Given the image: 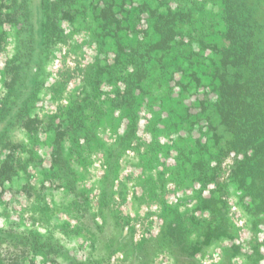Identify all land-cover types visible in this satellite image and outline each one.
<instances>
[{"label": "rangeland", "instance_id": "obj_1", "mask_svg": "<svg viewBox=\"0 0 264 264\" xmlns=\"http://www.w3.org/2000/svg\"><path fill=\"white\" fill-rule=\"evenodd\" d=\"M26 1L29 19L22 25L24 30L32 28L28 34L32 45L27 41L23 47L30 44L33 53L24 60L29 66L38 64L39 82L32 117L29 110L23 114L28 115L29 127L22 130L14 124L25 97L2 118L12 125L9 130L0 129L1 149L10 150V160L17 164L10 172L11 184L4 187L5 182H0V189L10 190L0 193V264H264L260 194L249 198L227 181L233 236L218 240L205 252L182 257L172 244H164L162 234L171 210L192 209L187 204L192 190L169 181L153 186L158 173L165 172L167 177L168 172L143 160L136 150L121 154L114 171L105 166L107 149L126 129L124 108L115 95L124 88V44L134 45V32L143 24L145 44L162 42L163 47L154 53L156 61L149 65L151 74L144 80L147 92L135 109H142L136 140L141 152L152 136L162 144L196 147L191 145L195 140L206 144L203 134L212 144L226 148L236 124L222 115L228 106L218 104L225 88L219 89L215 70L231 49L224 22L233 16L230 5H243L259 25L264 24V0H107L124 13L123 46L114 57L108 56L115 50L113 41L99 37L98 24L80 19L77 25H64L66 41L45 49L40 59L36 54L44 36L35 8L40 0ZM11 7L16 2L0 0V100L5 93L1 70L5 58L13 55L12 38L18 43L19 35V29H9L3 18ZM43 15L47 17L46 12ZM240 73L250 76L247 66ZM71 105L78 108L73 113L86 116V125L93 121L102 146L93 144L96 149L87 155L88 165L77 169L76 194L87 199L90 211L85 218L68 219L60 212L69 207L72 196L64 198L62 190L53 192L50 184L58 180L47 178L54 173L49 169L55 150L52 127L69 120L64 111ZM186 105L193 113L184 114ZM196 118L200 122L191 125ZM167 125L177 134L168 135ZM167 164L173 166L172 161ZM232 166L233 157L226 156L221 181L228 178ZM7 200L11 203L6 206ZM156 236L157 242L153 241Z\"/></svg>", "mask_w": 264, "mask_h": 264}, {"label": "trees", "instance_id": "obj_2", "mask_svg": "<svg viewBox=\"0 0 264 264\" xmlns=\"http://www.w3.org/2000/svg\"><path fill=\"white\" fill-rule=\"evenodd\" d=\"M229 10L233 16L224 23L230 35L228 43L231 49L223 54L219 60L221 67L215 70L219 75V89L225 88L224 97L218 104L228 106L222 115H225L224 119L229 117L236 124L235 130H231V139L227 140L226 148L218 143L212 144L203 134L206 144H198V140H195V144L191 145L196 147L190 144L185 147H178L175 143L162 144L161 140L152 136L150 143L141 152L142 146L136 141L139 110L135 109L138 100L147 92L142 81L146 74H151L148 67L151 62L155 63L154 53L162 50V42L156 45L145 44V37L132 52L124 54V64L132 71L124 76L123 90L116 93L124 108L122 113L127 119V128L120 130L114 145L107 149L105 166L114 171L121 154L136 150L143 160L168 172L167 177L165 172L158 173L156 182H152L153 186L160 187L169 181L177 187L192 190L193 197L187 200V204H192V209H187L185 213L171 210L166 231L162 234L164 244H172L182 257L205 252L218 240L233 236L234 225L228 216L226 201L227 181L249 198L260 194L257 200L264 205V24L259 25L243 5H230ZM245 66L250 71L248 77L240 73ZM71 110H66L69 120L60 122L58 130H52L55 150L49 169L54 170V173L47 178L49 181L58 180L57 184H50L53 192L62 190L61 196L64 198L66 195L72 196L69 207L60 212L68 219L73 216L85 218L90 211L87 199L76 194L75 188L80 179L77 169L88 165L86 159L96 149H93V144L97 147L98 142L102 146L95 125H86V116L83 113L76 115ZM190 110L187 108L184 114H191ZM198 122L200 120L196 118L191 125L195 126ZM169 129L167 125L168 135L177 134V131ZM201 130L198 129V132ZM186 134L189 136L191 132L186 131ZM65 145L69 147L65 148ZM230 155L233 157V166L228 178L221 181L223 162ZM72 157L80 159V162L72 160L71 163ZM169 161L173 162L170 168L167 164ZM10 169V166L2 168L0 176L7 175ZM153 241L157 242L158 236ZM45 244L43 246L47 247ZM47 249L50 251L49 247Z\"/></svg>", "mask_w": 264, "mask_h": 264}, {"label": "flooded vegetation", "instance_id": "obj_3", "mask_svg": "<svg viewBox=\"0 0 264 264\" xmlns=\"http://www.w3.org/2000/svg\"><path fill=\"white\" fill-rule=\"evenodd\" d=\"M8 1H10L11 5H14V3L16 2V7H14V9L12 7L7 8L8 12L3 13V18H5L7 24L9 25V29H12L14 31L19 29V35L18 43L16 41V38H12V40L15 41L13 46V55L9 58H5L4 68L1 70L2 85L4 87L5 93L3 99L0 100V129H11L10 125L12 124H7L5 121L2 120V118L6 114L5 111L11 106H13L18 100L25 97V100L23 101V103H21V106L14 118V124H19L18 127L23 130L29 127L30 123L28 115L23 116V114L25 113V110H29V114L31 116L32 114L30 113V111H32L34 107V100L36 101L39 82L37 75L38 64L36 65L35 63L29 66L28 62L24 60L25 57L31 58L33 53V51L30 49V44H28L26 47H23V44L27 41H29L32 45V40L30 39L31 37H28L29 31H32V28L24 30L25 28H23L22 25V23L27 22L29 19V8L27 5V1ZM35 8L38 16L41 17L40 28L44 36V40L41 43L40 47L41 50L40 52H38V54H36V56H38V59L41 58L45 49L66 41L65 32L67 31L65 30L64 25H77V22L80 19L84 21L90 20L92 22L97 23V28L99 30V32L97 33L99 37L103 40L113 41L115 50L111 51L112 53L108 56L114 57L113 53H118L121 47L123 46V38L121 37V35L124 32V13L118 4H113V1L109 2L107 0H40L35 3ZM43 12H46L47 17H44ZM143 28H145L144 24L142 25V27L140 26V29H138V31H136L137 33L134 32L135 36L132 35L133 39H135V43L132 47H126L127 45L124 44V54L127 55L130 51L132 52L133 48L136 47L137 44L144 41L145 31ZM3 31L5 30L3 29ZM21 34L23 36H21ZM105 45L106 43L103 44V46ZM124 65L125 76L132 70L127 69L126 64ZM22 77L23 81H21ZM28 78L29 81H27ZM28 82H32L30 88H28L27 86ZM25 84L27 86V91L24 89ZM142 84L144 86V80L142 81ZM116 93L117 92H115V95ZM139 100H143V98H140ZM70 108L78 109L74 105H71L69 109ZM187 108H189V105L183 106V111H186ZM138 110V122H140L142 109ZM190 112L193 113L191 110ZM64 114H66V111H64ZM53 118L58 117L54 116ZM125 120L127 122L126 117ZM56 123L57 124L52 127V130H58V123L60 122ZM90 123L93 124V121ZM126 124L127 123H125L124 125L127 128ZM1 145L2 144L0 143V170L2 168H5L6 166L11 167L7 175L3 177L0 176V182H5L4 187H6L8 184H11L10 172L14 170L17 162L15 160H10V150H5L3 148L1 149ZM16 170L15 172H17ZM9 191L10 190L5 191V188L0 189V193L4 194H7ZM9 202L11 203V200H7L6 206L9 204Z\"/></svg>", "mask_w": 264, "mask_h": 264}]
</instances>
